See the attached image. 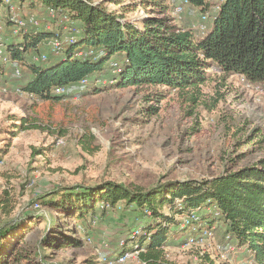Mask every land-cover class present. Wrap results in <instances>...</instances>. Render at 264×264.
Instances as JSON below:
<instances>
[{"label":"rangeland","instance_id":"obj_1","mask_svg":"<svg viewBox=\"0 0 264 264\" xmlns=\"http://www.w3.org/2000/svg\"><path fill=\"white\" fill-rule=\"evenodd\" d=\"M96 1H106L111 10L122 14L126 5L142 0ZM16 6L25 18L31 14L41 17L42 27L53 35H65L69 29L62 15H49L52 7H30L19 1ZM142 9L144 12L137 7L125 13L126 19L145 17L147 12ZM2 10V34L9 40L19 39L11 35L8 11ZM201 15L189 5L172 23L179 28L206 25L210 16L204 23ZM49 38L40 44L44 52ZM16 64L10 62L0 72V197L8 191L13 204L10 215L0 206V227L17 221L16 236L9 241L23 251L51 252L55 262L101 264L99 251L104 243L109 244L111 253L117 252L121 238L130 241L134 231L143 229L144 222H126L129 208L124 202L118 209L100 214L95 224L90 216L86 220L66 217L44 202L56 189L115 181L148 190L176 181L212 180L264 157V83L243 75L224 77L211 70L199 88L185 90L158 85L108 87L112 78L97 77L93 84H106V88L88 92L84 87L66 88L64 94L70 95L55 100L29 96L22 88L27 68L22 64V74L17 75ZM254 129L261 135L246 144L247 134ZM182 201L177 198L175 204L180 207ZM161 212L175 216L178 225L163 244L165 257L173 263L200 264L199 250L187 242L189 235L199 236V229L182 226L185 216L172 207L165 205ZM52 215L57 221L53 224ZM58 231L80 237L82 243L42 250L45 235L51 237ZM216 234L221 241L222 232ZM234 246L238 253L226 264H264V258L259 260L248 245ZM125 264L140 262L133 259Z\"/></svg>","mask_w":264,"mask_h":264},{"label":"trees","instance_id":"obj_2","mask_svg":"<svg viewBox=\"0 0 264 264\" xmlns=\"http://www.w3.org/2000/svg\"><path fill=\"white\" fill-rule=\"evenodd\" d=\"M13 1L30 7H52L68 17L70 27L79 30L75 43L58 56L50 53L43 62L33 61L32 56L42 52L40 44L53 35L47 29L29 27L21 32L19 39H8L7 52L11 59L26 61L22 88L37 99L61 100L70 95L55 93L57 87L68 90L84 87L85 92L110 85H158L168 90L199 88L209 79L211 70L224 77L240 74L264 83V0H189L202 15L210 16L203 31L193 28L192 24L180 28L173 24L174 18L168 15L172 5L169 0H142L147 16L132 21L126 19L125 13L136 11L138 3L126 5L121 14L111 10L106 1ZM4 4V0H0V8H4ZM89 48L93 54L75 55L76 51ZM97 77L112 78V81L107 86H97L93 84ZM86 78L90 82L82 85L81 81ZM260 135L254 129L247 134L246 144ZM48 195L44 202L51 208L79 220L90 216L92 221L95 216L118 209L117 205L124 202L129 208L126 222H144L136 239L145 249L140 258L147 264H163L162 245L171 237V229L178 226L174 224L175 216L161 212L165 205L181 216L198 209L206 226L214 225L217 232H222V242L248 244L259 260L264 258V157L212 180L176 181L148 190L106 181L95 187L59 188ZM177 198H183L180 207L175 204ZM101 201L111 207L101 209ZM0 206L6 215L13 211L8 191L0 197ZM52 217L53 224L57 221L54 215ZM17 228V221L0 227V264H67L53 261L51 252L30 253L11 244L9 240L16 236ZM58 232L51 237L50 233L45 235L40 243L42 250L82 243L80 237ZM200 264L213 263L206 256L201 257Z\"/></svg>","mask_w":264,"mask_h":264},{"label":"built area","instance_id":"obj_3","mask_svg":"<svg viewBox=\"0 0 264 264\" xmlns=\"http://www.w3.org/2000/svg\"><path fill=\"white\" fill-rule=\"evenodd\" d=\"M172 4L171 13L170 15L175 18L181 17V15L185 12L186 8L190 5L189 0H169ZM4 8L8 11V21L11 22L10 30L11 35L14 37H20L21 32H26L29 27L31 28H39L42 27V18L31 14L28 18L23 17L21 12L19 11V8L16 6V2L13 0H4ZM219 6H216V9H218ZM138 9L141 10V12H144L142 9L141 2H138ZM56 11L54 9H51L49 12V15L55 17ZM147 15H145L146 17ZM202 20L205 23V20L208 18V13L203 14ZM63 19L67 22L69 19L67 16H63ZM3 10L0 8V65H6L10 62H16L15 66V74L21 75L22 74V64H24L26 61L24 60H12L9 56L7 49L8 39L4 37L2 34L5 29L3 26ZM193 28H200L204 30L206 28L205 24H201L200 26H196L195 24L192 25ZM67 33L65 35H59L60 33H56V35H53L51 38L45 42V45L47 46V51L40 52L39 54L33 55V61L35 62H43L47 61L49 58V54L52 53L55 56H58L62 54L68 45L73 44L76 42L78 32L79 30L75 27H68ZM93 54L92 49H80L76 51V56H86ZM116 69H113V72H116ZM90 82L88 78L83 79L81 81L82 85H87ZM57 94H64L66 92L65 87H57L54 90ZM29 96H34L33 93H29ZM63 141L62 139L58 140V144H61ZM36 206H40L39 204H36ZM99 207L101 209H107L110 208L111 205L106 201H101L99 203ZM197 210H193L191 213H189L187 216L182 218V226H188L192 227L194 230L199 229V236L195 235H189L188 238V244L190 245H196V249L199 250L198 255L200 257H208L213 264H226L227 262H230L231 259H235L236 254L238 253L237 248H235L234 244L228 243L225 244L222 241H219L217 238L215 226L208 227L206 226L199 214L197 213ZM148 212V210H147ZM92 222L95 224L98 222V217L95 216L92 220ZM206 226V227H205ZM204 231V232H203ZM203 232V233H202ZM139 235V231H134L131 235L133 238L130 241H126L125 239L120 240L119 248L120 250L117 252L111 253L110 247L108 243H104L103 246H101V249L99 251V261L101 264H125L130 260L138 259L140 264H147V261H144L140 258L141 251H144L145 249L143 247H140L138 241L136 240V237ZM229 238V237H228ZM89 241H92V238H88ZM206 243H203L205 242ZM202 242V243H200ZM200 245V247H198ZM248 245V244H246ZM162 249H164L162 245ZM238 262V261H237ZM236 262V264H238ZM163 264H179V263H173L170 262L166 257L164 258Z\"/></svg>","mask_w":264,"mask_h":264}]
</instances>
